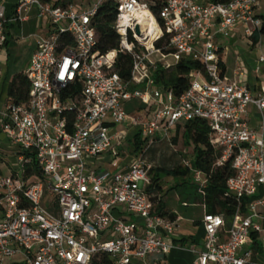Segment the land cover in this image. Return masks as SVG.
<instances>
[{
    "label": "built area",
    "instance_id": "1",
    "mask_svg": "<svg viewBox=\"0 0 264 264\" xmlns=\"http://www.w3.org/2000/svg\"><path fill=\"white\" fill-rule=\"evenodd\" d=\"M13 1L7 17L5 0H0V49L7 24L26 23L31 9L47 33L33 38L25 71L27 103L0 105V130L13 149L9 174L0 172V264L16 257L21 264H90L97 254L114 264H153L149 259L168 255V239L178 226L154 211L145 191L151 167L143 154L126 166L117 159L125 154V135L111 126L141 123L139 132L149 147L158 135L165 140L193 120L204 121L211 131V144L221 152L215 166L231 162L234 176L226 186L238 202L227 231L224 215L204 214V251L193 264H264V216L256 210H264V88L253 96L244 85L220 76V50L211 34L215 26L223 37L239 26L259 32L262 21L254 11L259 0H164L158 20L146 0H78L67 6L56 5L59 0ZM106 2L116 5L120 50L132 58L128 82L115 70L120 51L96 50L91 23ZM139 13L154 19L152 32L136 19ZM137 25L142 37L135 32ZM181 61L199 63L203 76L191 74L194 79L179 97L153 87L157 66L167 70ZM258 64L264 66V56ZM75 86L78 94L71 91ZM134 99L145 105L153 101L155 109L146 121L131 118L124 109ZM249 107L259 113L258 134L246 122ZM109 153V166L116 170L96 169L95 163ZM183 167L203 195L205 175L191 160L183 161ZM254 238L257 251L245 247Z\"/></svg>",
    "mask_w": 264,
    "mask_h": 264
},
{
    "label": "crops",
    "instance_id": "2",
    "mask_svg": "<svg viewBox=\"0 0 264 264\" xmlns=\"http://www.w3.org/2000/svg\"><path fill=\"white\" fill-rule=\"evenodd\" d=\"M74 3L78 0H73ZM13 0H5V10L7 17H10L13 13ZM264 0H259L255 7L256 17L262 21L264 25ZM29 20L23 24L8 23L6 28L7 42L0 49V105L2 108L3 103L8 102L6 98V91L8 83L12 76L25 73L31 56L34 51V37L44 36L47 33V27L45 22L37 20L35 15V9L29 11ZM44 33V34H43ZM257 32L252 31V27L247 28L239 26L233 30L230 37H223L218 33V27L215 26L211 30L214 44L219 48L220 52L224 54L225 70L223 78L229 82H236L244 85L251 91L253 96H257L262 92L264 88V66L258 64V58L264 56V35H261L257 42H253L252 35ZM236 42L240 44V47L236 45ZM238 47V48H237ZM232 52V55H231ZM135 90L144 91L143 85H134L132 87ZM135 101L136 104H133ZM124 109L131 118H136L140 122L146 121L149 118L155 105L153 101H150L148 105L143 104L140 100L134 99L124 104ZM246 122L250 126L253 132L259 133V127L261 119L256 109L248 108V117ZM125 129L122 133L125 135V141L123 143L122 152H125L130 158L133 156L127 154L128 139L135 131H139L141 123L137 126L130 124L121 125ZM116 126H111V131L115 130ZM176 129L171 131L170 135L175 134ZM158 140L163 141L162 135H158ZM10 145L7 142L5 135L0 130V172L4 175L9 174L8 160L11 156ZM110 153L103 155L96 163L95 168L98 170H107L105 166H109ZM125 160L124 166L129 164L131 160ZM128 161V162H127ZM174 183L167 186L162 184V192L158 195L159 199L165 206L166 212L175 216V222L178 226L177 233L169 238V242L172 245L170 253L162 258L149 259L153 260V264H193L197 256L204 251V229H203V217L206 213L205 207L199 204L203 211L202 218L192 216V212L189 210L191 205H197L196 203L189 204L180 200L178 191L174 188ZM181 210V211H180ZM257 213L264 216V210L257 207ZM243 216H247V212L243 211ZM131 222L140 223L135 217L129 219ZM262 223V221H260ZM231 226V220L226 226L227 231ZM221 240H225V237H221ZM253 246L246 243L245 247H250L257 251L256 244L258 239H253ZM18 261H10L8 264H17Z\"/></svg>",
    "mask_w": 264,
    "mask_h": 264
},
{
    "label": "trees",
    "instance_id": "3",
    "mask_svg": "<svg viewBox=\"0 0 264 264\" xmlns=\"http://www.w3.org/2000/svg\"><path fill=\"white\" fill-rule=\"evenodd\" d=\"M48 1V0H41ZM62 3H61V2ZM150 4V10L153 16L158 20V10L163 4L164 0H147ZM73 0H59L56 5L61 4L67 6L72 4ZM117 14L116 5L113 3H103L97 14L92 19L91 26L96 34V50L104 54L109 51H120L118 53L115 70L119 74L120 78L124 82L130 80L132 69L131 56L120 50L119 36L115 32L114 23ZM7 28V26H6ZM6 34V33H5ZM264 35V25L259 32L252 35L253 42H257L259 37ZM129 40L132 41L131 35ZM166 40L155 45L156 48H162L163 43ZM7 42V38L5 43ZM219 74L222 77L225 70L224 54L219 53L218 57ZM203 76L202 66L197 62L181 61L173 68L163 69L161 66H157L152 73V84L154 88H163L166 91H171L176 97H179L189 86L194 76ZM30 91V83L25 73H19L11 77L6 91L7 101L22 105L26 104ZM72 93H79V86H75L71 89ZM182 130L181 138L184 147H191L192 149V167L201 171L205 175L206 187L204 194L200 195L197 201L204 205L206 213L208 214H222L229 221L234 217L238 208L237 200L228 192L227 181L234 176V171L231 169V162L225 163L222 167H216L215 164L221 156V152L214 148L211 144V131L207 124L202 120H193L184 125L176 127V132L173 136ZM158 140V139H157ZM148 141L141 138L140 132L135 131L130 139H128L129 154L133 157H137L143 154L144 148L147 146ZM30 171V170H29ZM29 171L28 174H29ZM34 174L39 175V172L34 168L32 171ZM149 185L145 191L151 197V202L154 204V211L170 221H175V216L169 214L165 210V206L159 199L158 195L162 192L161 182L166 178H172L175 180L174 188L177 189L180 200L183 202H189L192 198L187 193L188 185L198 187L192 180L189 169L184 167H176L174 169L155 168L149 170ZM179 180L180 182H176ZM195 189V191H196ZM189 196V197H188ZM244 202H242V208H244ZM244 209H242L243 212ZM257 247V246H256ZM21 264V263H17ZM90 264H114L113 261L105 254H97L93 257Z\"/></svg>",
    "mask_w": 264,
    "mask_h": 264
},
{
    "label": "rangeland",
    "instance_id": "4",
    "mask_svg": "<svg viewBox=\"0 0 264 264\" xmlns=\"http://www.w3.org/2000/svg\"><path fill=\"white\" fill-rule=\"evenodd\" d=\"M51 1L52 3L57 2V0H51ZM63 26L65 27V25ZM236 45L240 47V44L238 42H236ZM231 55H232V52H231ZM154 59L155 58L152 57V60ZM133 104H136L135 101L133 102ZM123 128L124 127L120 125V126H116L115 130L117 132H122L125 130ZM181 133H182V130H180L178 134H176L175 138H173V135H169L163 141H160L157 139L154 140V143H152L149 147L146 146L144 148L142 159L151 167V169H155V168L174 169L179 166L183 167V161L192 159V149L191 147H184L182 143ZM10 149L11 151L13 150L12 147H10ZM126 151H127V154H129L130 150L126 149ZM128 158L130 157L125 154H121L120 156H117V159L123 162L127 160ZM129 160H132V158H130ZM9 162H10V167L12 169H15L16 165H14V163L16 162V160L12 158V160ZM104 168H106L110 172H113L116 170L115 167H111V166H105ZM174 182H175L174 179L166 178L161 182V185L164 184V186L165 185L169 186ZM176 182H180V181L176 180ZM195 189H196L195 187L188 185L187 193L188 195L192 197L188 203L197 204V205H191L189 210L193 213L192 214L193 217L202 218L203 211H202L201 206L199 205L200 201L199 200L197 201V199L200 197V193L197 189L195 191ZM195 197H197V199H195ZM14 260L20 261V258L16 257L11 260H8L6 264Z\"/></svg>",
    "mask_w": 264,
    "mask_h": 264
},
{
    "label": "bare ground",
    "instance_id": "5",
    "mask_svg": "<svg viewBox=\"0 0 264 264\" xmlns=\"http://www.w3.org/2000/svg\"><path fill=\"white\" fill-rule=\"evenodd\" d=\"M136 19L139 20V23L141 24V26L145 31L149 30L152 32L154 30L155 28L154 19L148 13H139ZM145 40L147 42V45L150 47L152 43V39L147 37L145 38Z\"/></svg>",
    "mask_w": 264,
    "mask_h": 264
},
{
    "label": "water",
    "instance_id": "6",
    "mask_svg": "<svg viewBox=\"0 0 264 264\" xmlns=\"http://www.w3.org/2000/svg\"><path fill=\"white\" fill-rule=\"evenodd\" d=\"M135 32H136V34L139 36V37H142V33H141V27L140 26H136V28H135Z\"/></svg>",
    "mask_w": 264,
    "mask_h": 264
}]
</instances>
